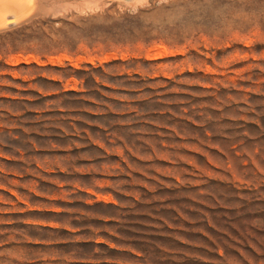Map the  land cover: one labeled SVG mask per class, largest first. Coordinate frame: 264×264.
I'll use <instances>...</instances> for the list:
<instances>
[{
    "label": "rangeland",
    "instance_id": "rangeland-1",
    "mask_svg": "<svg viewBox=\"0 0 264 264\" xmlns=\"http://www.w3.org/2000/svg\"><path fill=\"white\" fill-rule=\"evenodd\" d=\"M28 1L0 7V264H264V0Z\"/></svg>",
    "mask_w": 264,
    "mask_h": 264
},
{
    "label": "bare ground",
    "instance_id": "bare-ground-1",
    "mask_svg": "<svg viewBox=\"0 0 264 264\" xmlns=\"http://www.w3.org/2000/svg\"><path fill=\"white\" fill-rule=\"evenodd\" d=\"M23 2L24 0H0V7L11 10L12 8L15 9V8H18L19 6H22ZM20 9H23V8H20Z\"/></svg>",
    "mask_w": 264,
    "mask_h": 264
},
{
    "label": "snow or ice",
    "instance_id": "snow-or-ice-1",
    "mask_svg": "<svg viewBox=\"0 0 264 264\" xmlns=\"http://www.w3.org/2000/svg\"><path fill=\"white\" fill-rule=\"evenodd\" d=\"M140 3H146V0H138Z\"/></svg>",
    "mask_w": 264,
    "mask_h": 264
}]
</instances>
